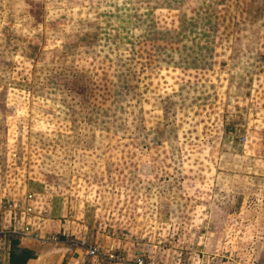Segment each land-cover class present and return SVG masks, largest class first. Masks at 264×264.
<instances>
[{
	"label": "rangeland",
	"instance_id": "obj_1",
	"mask_svg": "<svg viewBox=\"0 0 264 264\" xmlns=\"http://www.w3.org/2000/svg\"><path fill=\"white\" fill-rule=\"evenodd\" d=\"M46 189L182 264H264V0H0V237Z\"/></svg>",
	"mask_w": 264,
	"mask_h": 264
},
{
	"label": "crops",
	"instance_id": "obj_2",
	"mask_svg": "<svg viewBox=\"0 0 264 264\" xmlns=\"http://www.w3.org/2000/svg\"><path fill=\"white\" fill-rule=\"evenodd\" d=\"M28 194L32 196L30 204L33 209L31 216L25 217L24 220L28 221L32 228L41 235L49 233L57 236H55L56 240L54 241L42 243L35 238L12 233L11 239L17 240L16 246L19 249L30 251L34 256L26 264H137L138 258L143 260V264H159V262L163 264H182L180 257L186 253L171 248L164 249L155 242L149 246L147 241L150 240L151 237L149 238L148 235L151 234L144 233L142 229L137 230L139 227L135 231L130 229H126V231L116 230L112 227L114 225L110 223L111 218H107L102 222L101 216L99 218L96 213L92 215L89 213L90 211L81 216L61 215L60 218H51L50 212L56 202L68 204L72 202V198L69 196L68 198L60 197L56 200L54 190L46 189L40 192L39 195L26 192L22 197L20 196L13 201L24 200ZM86 202L88 203L85 198L78 201V204L80 203L84 206ZM89 206L97 208L96 203L92 201L89 202ZM8 212L9 224L7 226L17 225V213L13 216L9 207ZM188 219L194 220V217L192 216ZM104 226L106 227L104 228ZM79 239H85L88 244L96 245L103 251L112 249L122 256V260L114 262L104 256L87 255L84 248L74 245V241ZM10 247V238L6 239V237L1 236L0 264H8Z\"/></svg>",
	"mask_w": 264,
	"mask_h": 264
},
{
	"label": "built area",
	"instance_id": "obj_3",
	"mask_svg": "<svg viewBox=\"0 0 264 264\" xmlns=\"http://www.w3.org/2000/svg\"><path fill=\"white\" fill-rule=\"evenodd\" d=\"M32 199L31 194H28L24 200H17L12 201V203L8 204V207L11 209L13 216L17 213L16 220H20V226L17 227L16 225L12 226L10 228V232L19 236H27L32 237L37 240H39L42 243H49L51 241L56 240V237L52 234L45 233L43 235H40L37 231H35L30 223L28 221H25V217H30L32 213V205L30 204V201ZM21 220H23L21 222ZM74 245L84 248L85 254L87 255H97V256H104L108 258L111 261L119 262L122 260V256L113 251L112 249H106L103 251L100 247L96 245H90L88 244L85 239H79L74 241ZM137 264H143V260L141 258L137 259Z\"/></svg>",
	"mask_w": 264,
	"mask_h": 264
},
{
	"label": "trees",
	"instance_id": "obj_4",
	"mask_svg": "<svg viewBox=\"0 0 264 264\" xmlns=\"http://www.w3.org/2000/svg\"><path fill=\"white\" fill-rule=\"evenodd\" d=\"M17 240L10 239V251L8 254V264H26L30 259H33V254L25 249H19Z\"/></svg>",
	"mask_w": 264,
	"mask_h": 264
}]
</instances>
